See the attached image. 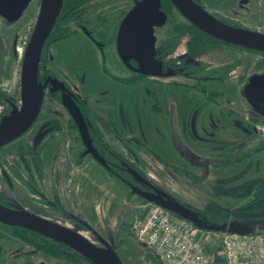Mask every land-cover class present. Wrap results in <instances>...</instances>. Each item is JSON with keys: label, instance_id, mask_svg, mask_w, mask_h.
<instances>
[{"label": "rangeland", "instance_id": "374dc122", "mask_svg": "<svg viewBox=\"0 0 264 264\" xmlns=\"http://www.w3.org/2000/svg\"><path fill=\"white\" fill-rule=\"evenodd\" d=\"M202 4L219 19L264 33V0H202ZM40 5L41 0H33L22 17L14 23H8L0 16V83L4 89L15 95L19 90L26 42L37 21ZM89 5V26L99 27L96 37L106 43L104 54L100 47L82 32L75 37L57 41L51 45L49 62L55 74L59 77L67 74L68 83L78 95L90 97L91 105L98 112L110 120H117L118 126L131 139L139 138L142 141L144 146L139 150L145 157L147 178L154 186L192 206L198 212L204 210L211 201L227 208L248 202L249 198L218 197L212 187L219 179L238 176L243 170L246 171L243 172L241 181L264 176L263 142H260L261 149L257 146L260 139L264 141L262 124L249 119V116L264 119V105L246 97L236 78L225 81L199 80L196 84L202 85L208 92L193 86L191 80L179 75L160 76L164 82L152 76L135 84H124L115 80V76L128 75L129 69L119 57L112 35L115 34L126 11L133 6V1L90 0ZM174 13L173 22L157 30L160 38L166 36L178 19H182L176 11ZM101 16L110 18L107 27L103 26L99 18ZM202 42L206 46L200 54V59L209 64L221 65L234 58H240L241 66L236 69V73L243 76V81L250 74L264 73V58L261 55L223 44L216 45L215 41L208 37H204ZM210 44L215 46H209ZM185 49V42L181 41L176 54L183 53ZM104 64L108 72L105 71ZM204 75L208 74L203 72L200 78ZM175 81L187 82L189 85L175 84ZM50 101L46 102L45 107L62 110L66 120L69 115L63 106L56 101ZM0 109L2 110L1 107ZM45 134V128H42L35 134V140L40 142ZM25 137L26 135H23L0 150V165L3 166L5 157L7 159L17 156V145L23 142ZM69 138L67 134L62 138L64 142L67 140L66 143L63 142L62 148L66 160H61L66 161L64 183L61 185V162L52 168L46 163L40 190L48 200H52L53 188H56L62 197L64 209L75 215H82L96 232L111 241L124 264H143L142 256L146 249L143 244L137 242L132 231L123 229V241L117 243L121 225L131 222L139 213L138 201L141 197L130 188L129 190L121 180L111 176L106 169L96 165L90 157L76 165L73 158L68 156L73 154L78 143ZM146 144L149 147H146ZM113 145L120 152L128 153L120 142L114 140ZM256 147L258 151H254ZM218 159L227 162L215 164ZM83 174L88 180L86 190L83 196H80L79 190L74 189L73 184L78 178L80 181ZM1 179L3 189L14 202L25 207L34 206V198L30 197L26 185L11 177L13 187H10L4 178ZM35 198L37 199L36 196ZM14 202L12 205L18 206ZM40 214L53 218L47 213ZM255 222L257 226H262L264 218ZM195 230L193 236L204 243L213 233L196 227ZM83 234L96 244L103 242L90 228H85ZM213 236L215 241L205 243L206 247L213 244L216 248L221 245L222 234ZM0 244L5 248L2 264H13L28 257L35 264H87L82 260L77 263L68 262L40 252L12 236L11 228L3 223H0Z\"/></svg>", "mask_w": 264, "mask_h": 264}, {"label": "flooded vegetation", "instance_id": "af4514ba", "mask_svg": "<svg viewBox=\"0 0 264 264\" xmlns=\"http://www.w3.org/2000/svg\"><path fill=\"white\" fill-rule=\"evenodd\" d=\"M89 1L86 5V7H88V10L82 16L81 20L80 21L77 20V21L72 23V27L74 29H76L77 32L75 35H73L71 37H75V36L79 35L81 32L86 34L91 40H93L100 47L102 53L104 54L103 50L106 46V43L104 41H100L96 37V32L98 31L99 27L95 28V27L89 26V22H91V20L87 17L88 11L91 8V5H89ZM131 1H133V5H134L136 0H131ZM201 3H202V0H201ZM200 5L203 8H205L203 6V4H200ZM129 10H127L126 13L124 14V16L121 18V20L119 22V26L122 22V19L125 17V15L127 14V12ZM162 10L165 11V13L167 14L168 17H167L164 25H162L160 27H155L154 34L156 36V51H157L156 57H157V59L163 61V74L152 76V77L164 82V80L159 78L160 76L161 77L162 76L169 77L171 75H179V76L184 77V79L191 80V82L194 83L193 86L196 85L197 87L203 89L206 92H208V91L206 90L205 87H202V85L196 84L199 80H205L206 81L209 79H211V80L217 79V80L225 81L228 79L236 78L238 80V82L240 83L241 88H242L243 93H244L245 85L248 83L251 76L256 74V73L248 75V78L243 81V80H241L243 78V76L240 75L239 73H236V69L240 68V66H241L240 58H234L233 60H231L227 63L221 64V65H212V64H209L208 62L200 59L201 58L200 56L196 57V56L192 55L190 53L191 49L189 48L191 45V42H192V38H193L191 28L185 27L184 28L185 30H181L180 28L183 25L190 26V24H193V23L190 20H188L187 18H185L183 16V14L178 9H177V13H178L177 15H179V17L182 19H178L174 24L177 26L179 25V28L178 29L173 28V25H172V28L169 30V32H167L166 36L163 38H160L157 30L165 27L167 24H169V22L170 23L173 22L174 17H175V13L169 14L165 9H163V3H162ZM61 12H62V9H61ZM61 12H60V14H61ZM60 14H59V16H60ZM59 16H58V18H59ZM58 18H57V20H58ZM99 18L101 19L104 27H107L108 23H110V18L108 16H103V17L101 16ZM57 20H56V22H57ZM221 20L224 22H227L231 25L241 27L235 23H231V22L226 21L224 19H221ZM54 26H55V24H54ZM119 26H118L117 30L115 31V34H113V35L111 34L112 37L115 39V49H116L117 53H118L117 33H118ZM34 27H35V25L33 26L31 34L29 35V38L27 39L26 47H27L29 40H30V37L34 31ZM102 31H104V30H102ZM101 33H103V32H101ZM178 35H180V37ZM207 35L211 36L214 39L222 40V39H219V38H217L211 34L207 33ZM68 38H70V37H68ZM58 41H60V40H58ZM181 41L185 42L186 49L183 53L176 54V51H177L179 45L181 44ZM222 41H223L222 42L223 45H226V46H229V47H232L235 49H243V50L249 51L250 53L255 54V55L259 54L264 58V55L258 53V51H260V50L250 48V47H246L243 45H237V44L227 42L224 40H222ZM216 45H218V44H216ZM26 47H25V49H26ZM50 48H51V46L47 50H45V45H44L43 52L41 55L40 64H39L38 81L42 85L46 84V86L44 88V97H43V103H42L41 110H40L36 120L34 121V123L23 134V135H26L24 141L21 142L19 145H17V151H16L17 156L10 157L12 159H10V158L6 159V157H5L2 161V162H4L3 166L0 165V173H1L0 174V193L5 195L4 197L0 196V203L5 205V206H9V207L14 206V205H12V203L14 201L7 194V192L3 189L4 186H3L2 179H1V177L4 178V180L7 181V183H9L10 187H13V185H12L13 181L11 179V177H13L16 180L22 182L24 185H26L27 189L30 192V197L34 198V200L32 201L33 202L32 204L35 207L34 206L25 207L23 205H19L16 202H14L15 204L18 205L19 209L27 210V211L34 213L40 217H43V218L49 219L53 222L65 225V226L72 228L73 230H76V231L83 234V231H85V228H91V226L89 225V222H87L88 220L86 221L82 215H79V214L75 215L74 213L69 212L68 210L64 209V206L62 203L63 200L61 199L62 197L60 196V194L56 188H53L54 195H53L52 200L49 199L50 201L48 200V197L45 195V193L42 192L39 188L40 181L44 180V177H45V164L48 163L52 168V166L56 165L63 157H65L63 155L64 152H63L62 148L64 147L63 145H64V143L67 142V140H66V142H64V140L62 139L64 137V135H66V134L69 135L70 140L74 139L73 141L78 143L77 144L78 147L75 148V151H73V154L71 156H68L69 158H73V161H75L76 164L80 163V162H84L86 159H89L88 157H90L96 165H99L103 169H106L107 172L111 176L116 177L119 180H121L123 184L128 186V188L131 189L130 184L138 185L141 188H143L144 190H149V191H152V188L148 187L146 181L149 182V179L147 177H145V175H144V174H147L146 170H145L146 166L144 164V158L145 157L143 155H141V152L139 150L141 148V146H144L142 141H140L139 138H132V140H129L126 143H123L122 141L119 140V138L114 137L110 133H116L118 130H122L118 126V123H117L118 121L117 120H110V119L106 118L101 112H99V113L104 118H106L108 121H110L112 123L111 124L112 129L103 127L105 129V131H104V129L102 128V126H100V124H98V123H97V125L94 124L92 119H90V118H88V121H87V119L84 116V113H82V114H83V117H84L86 123L89 122V124L91 126H94V127L98 126V128H100V130L103 133V135H101V139H100V140H102L101 145L103 146L102 148H100L101 151L99 152L98 148L93 143L92 144L97 149L99 155L104 158L106 165H103L100 161H98V159H96L94 155L85 154V151L87 150V146L85 145V143L82 139V135L80 133L78 124L75 121L72 114L70 113V111L68 110V108H66L63 104L62 99H63L64 91L61 88L56 90V91H53V88L55 85L52 83V81H57L58 83H63L64 87L68 91V94H72V97H74L75 101L76 100L78 102L80 101L81 106L87 104L88 108L90 107L94 110H96V109L91 105V102H90L91 98L90 97H88L89 99H86L87 97L78 95L72 89V87L68 83L67 74H64L61 77H59L55 74L54 69H52L51 66L49 65ZM169 51H171V52H169ZM167 52H169V53H167ZM119 57H120V55H119ZM121 60H122V58H121ZM262 60L264 61V59H262ZM122 62L129 69V74L126 76H122V77L115 76V77H113L115 80H117L121 83H124V84H135V83H138L139 81H141L142 79L148 77L146 74L134 71L123 60H122ZM256 62H254L255 65H256ZM130 63L134 67L138 66L137 61L134 59H131ZM233 65H234V68H233ZM230 67H231V69H230ZM104 68H105V71L108 72L105 64H104ZM226 69H230V71L227 72ZM203 72L207 73L208 75H204L203 78H200V76ZM134 76L136 78L135 82L128 83V82L122 81V80H125V79L130 78V77L134 78ZM169 83H171V82H169ZM173 83L189 85L187 82H183V81H181V83H179L178 81H175ZM18 87H19L18 94L17 95H15V93H13V94L11 93V94L16 98V101H15L16 104L15 105L21 106V79H20V83H19ZM48 100H51L50 101L51 103L53 101L60 103V105L63 106V108L66 110L69 117L65 120V115H64V112L62 110L51 109L50 106L45 107V104ZM77 101H76V103H77ZM0 104H2V110L0 111V122H1L2 118L4 116L8 115L12 111L13 107L9 110V113H6V111H7L6 104H3L2 102H0ZM77 105H78V103H77ZM83 108H84L83 110L86 111L85 110L86 106H84ZM96 111H98V110H96ZM43 116H45V118L42 119ZM249 117H250L249 118L250 120L253 119L255 122H259L262 124L261 130L264 133V119L262 117H259V118H252L251 116H249ZM42 128L43 129L45 128L46 134L44 135L42 140H40V142H39V141L35 140V137H36L35 134H37V132H39ZM108 134H110V135H108ZM21 137H19L17 139H20ZM127 137L130 138L129 136H127ZM16 140H14L13 142H11L9 144L14 143ZM97 140L99 141V139H97ZM114 140L120 142V144L122 145L123 148L126 147V149L128 150V153L125 154V153L120 152L113 145ZM137 141H140V142H137ZM261 141L263 142V145L260 143ZM73 144H72V147H73ZM261 145L264 146V141L260 139L259 143L257 144L258 148ZM6 146H3V147H6ZM3 147L0 148L1 151H2ZM146 147H149V146H147V144H146ZM258 148L256 147L254 149V151H258ZM131 149L134 151H132ZM148 151H150V150H148ZM251 152H249V153H251ZM127 160L132 162L133 167L130 166V164ZM225 162H227V160H225V161L220 160L219 161V159H218L215 164H219V163L223 164ZM51 170L53 172V169H51ZM136 170H138L140 173L142 172L144 176L139 174ZM154 187L157 189H160L156 185ZM35 196L37 197V199L35 198ZM170 197L172 199H174L176 202H180L181 204H184L185 206L194 209L192 206L175 199L173 196L170 195ZM38 212L47 213V215H50L53 218L52 219L48 218L46 215L43 216L42 214H40ZM203 221H205V220L203 219ZM0 223H2V222H0ZM3 224H5V223H3ZM5 225H7V224H5ZM8 226L12 230V236L16 237L17 239L22 240L23 242L28 243L29 245H31L32 247H34L36 250H38L40 252H43L45 254H49L46 251L42 250L40 248V246H36V244L31 243V241L34 240L33 238H31V236L35 237L34 234L45 236L44 234H42L38 231H35V230H31V229H28L25 227H21V226H10V225H8ZM132 227H133V225H132ZM132 227H131V230H132ZM122 228H120V229H122ZM24 230L29 232L31 235L29 234V237H27ZM101 236H102V238L99 236L100 241L103 240V242H104L105 240H107L105 238V236H103V235H101ZM38 240H40L39 244L34 240L38 245H42L43 242H46V239L43 237H41ZM107 241L111 244V241H109V240H107ZM98 245L104 246L103 243H100ZM4 249H5L4 246L2 244H0V264H2ZM49 255H51L55 258L64 260V258H60V257L54 256L52 254H49ZM82 262L87 263V264H94L90 260L89 261L88 260L87 261L82 260ZM13 264H35V262H33L32 259L28 257L24 261L20 260V261L14 262Z\"/></svg>", "mask_w": 264, "mask_h": 264}, {"label": "water", "instance_id": "95a60500", "mask_svg": "<svg viewBox=\"0 0 264 264\" xmlns=\"http://www.w3.org/2000/svg\"><path fill=\"white\" fill-rule=\"evenodd\" d=\"M33 0H0V16L8 23L18 21ZM185 18L202 30L219 39L264 52V33L231 25L217 18L195 0H171ZM64 0H41L39 15L25 49L21 71V106L14 105L12 111L0 122V148L21 137L36 120L43 103L44 88L38 81L39 64L46 40L61 12ZM167 14L162 10V0H136L127 12L117 33V49L122 60L134 71L156 76L163 74V61L157 59L155 27L164 25ZM138 66L131 65L130 60ZM53 91L62 89L63 104L78 124L82 139L87 146L85 154H92L103 165L106 162L92 144L88 125L72 94L63 83L52 81ZM246 97L264 105V73L254 74L244 87ZM145 181V180H144ZM152 191L130 184L133 193L149 203H155L189 220L198 229L219 233L254 234L264 232L255 220L249 222L229 221L221 224L203 221L200 213L176 202L166 192L146 181ZM0 222L10 226H21L38 231L47 237L64 243L81 253L94 264H124L116 249L107 240L99 246L84 234L65 225L40 217L18 206L0 203ZM98 238L102 236L90 228ZM139 243V242H138ZM141 244V243H140ZM144 245V244H143ZM146 247V245H144ZM147 248V247H146ZM148 249V248H147Z\"/></svg>", "mask_w": 264, "mask_h": 264}, {"label": "trees", "instance_id": "16d2710c", "mask_svg": "<svg viewBox=\"0 0 264 264\" xmlns=\"http://www.w3.org/2000/svg\"><path fill=\"white\" fill-rule=\"evenodd\" d=\"M88 1L89 0H64L62 12L57 22L55 23V26L51 34L49 35L45 43V50H47L54 42L61 40V39L71 37L76 34L77 31L76 29L72 27V23L77 20L80 21L82 16L87 12L88 7H86V5ZM195 1L197 3L202 4L201 0H195ZM162 3H163V9H165L169 14H174L175 11L177 12V9L174 3L171 0H162ZM4 21L6 20L4 19ZM185 27L191 28L193 38H192V42L189 48L191 49L190 53L196 57L200 56V54L203 52L206 46V44L202 42L204 37L213 39L215 41L214 43L216 44H222L223 42L222 40H217L207 35V33L204 30H202L200 27H198L195 24H190V26L183 25L180 29L185 30L184 29ZM173 28L178 29L179 25L178 26L173 25ZM178 36L180 37V35ZM211 45L215 46V44H210L209 46ZM258 53L264 55V53L261 51H258ZM233 68H234V65H233ZM230 69H226V71L228 72L230 71ZM122 81L132 83L136 81V78L134 76V78L130 77ZM86 99H89V98L87 97ZM15 101H16V98L10 93V91L8 89H4L2 85L0 84V102H2L3 104H6L7 106L6 113H9V110L16 104ZM77 103L82 113H84V116L87 119V121H88V118H90L92 119L94 124L97 125L98 123L100 124V126H102V128L105 127V128L112 129L111 128L112 123L108 121L106 118H104L98 111L90 107L88 108L87 104L81 106L80 101L79 102L77 101ZM84 106H86V109H85L86 111L83 110ZM87 124H88L91 141L98 148L100 152L101 151L100 148L103 147L101 145L102 140H100L101 135H103V133L100 130V128H98V126L96 127L91 126L89 122ZM110 134H112L114 137L119 138V140L122 141L123 143H126L129 140H132L131 138H128L122 130H118L116 133H110ZM97 139H99V141ZM137 142H140V141H137ZM127 161L129 162L130 166H132V162L129 160ZM136 171L139 174L143 175L142 172L140 173L138 170ZM244 171L246 170L239 172L238 176L234 175L232 177L219 179L216 185L212 187V189H213V192L216 195H218V197L225 196V197H230V198H235V199L249 198V201L246 202L244 205L237 206L234 208H227L223 206L222 204L217 203L216 201H211L207 203L204 210L199 212L200 216H202L205 221L216 223V224H221V223L229 222L231 220L236 221V222H249V221L264 218V176H259V177L241 181L240 179L241 177H243ZM144 175L145 177H147V174H144ZM0 196L4 197L5 195L0 193ZM134 222L135 221L132 220L129 223H123L121 225V228L123 227L124 229H127L130 232L132 231L131 227ZM195 227L199 228L197 226ZM123 228L120 229L119 233L117 234L118 244H120L123 241L121 240ZM24 232L26 236L29 237L30 233L27 232L26 230H24ZM34 236L35 237L31 236V238H33L38 244L40 241L38 239H40L41 237L46 239V242H43L42 245H38L34 240H32L31 243L36 244V246H40L42 250L46 251L49 254H52L60 258H64L68 262H72V263H77L81 260H86V261L88 260L81 253H79L78 251H76L75 249L69 247L68 245L64 243L51 239L47 236L45 237L43 235L34 234ZM213 254H214V259H215L216 264H226V259L222 254V245H219L218 247H216L215 250L213 251ZM146 257H147L146 258L147 264H161L157 256L149 249H148Z\"/></svg>", "mask_w": 264, "mask_h": 264}, {"label": "built area", "instance_id": "2783aa9c", "mask_svg": "<svg viewBox=\"0 0 264 264\" xmlns=\"http://www.w3.org/2000/svg\"><path fill=\"white\" fill-rule=\"evenodd\" d=\"M194 231L192 222L155 203L148 204L132 227L137 242L146 245L161 264H216L214 254L193 236ZM221 234L226 264H264V232Z\"/></svg>", "mask_w": 264, "mask_h": 264}, {"label": "crops", "instance_id": "0c3cea01", "mask_svg": "<svg viewBox=\"0 0 264 264\" xmlns=\"http://www.w3.org/2000/svg\"><path fill=\"white\" fill-rule=\"evenodd\" d=\"M148 146V145H147ZM61 160H66L65 159V157L64 158H62ZM61 160H60V162H61ZM78 164H80V163H78ZM60 165H61V185L64 183V181H65V177H64V173H65V170H64V167H65V165H66V161L65 162H61L60 163ZM77 165V164H76ZM77 169V168H76ZM77 177V176H76ZM86 176L83 174V176H82V179L79 181V178L77 179V181L73 184V188L74 189H78L79 190V192H80V196L82 195L83 196V194H84V191L86 190V188H85V185H86V183H87V180H88V177H86ZM75 180H76V178H75ZM65 188H66V186H65ZM129 189V188H128ZM130 190V189H129ZM83 192V193H82ZM140 197V196H139ZM71 203L74 205V203H73V201H71ZM77 204L79 203V202H76ZM138 203H139V205H138V208H140V211H139V213L136 215V218L135 219H133L134 221H136L140 216L142 217L144 214H145V212H146V210H147V207H148V204H149V202H147L146 200H144L142 197H141V199H139V201H138ZM93 215H94V212H93ZM205 231V230H204ZM206 232H213L212 233V235H211V237H209V239H207V241L205 242L206 244L208 243H212L213 241H215L214 239H213V237H215V236H213V235H216L217 233L218 234H220L219 232H215V231H206ZM145 249H146V252L144 253V255L142 256V258H143V264H147V260H146V256H147V252H148V249L145 247ZM215 250V248H214V246H213V244L209 247V245H207V251L209 252V253H211V254H213V251Z\"/></svg>", "mask_w": 264, "mask_h": 264}, {"label": "bare ground", "instance_id": "6f19581e", "mask_svg": "<svg viewBox=\"0 0 264 264\" xmlns=\"http://www.w3.org/2000/svg\"><path fill=\"white\" fill-rule=\"evenodd\" d=\"M198 229V228H197Z\"/></svg>", "mask_w": 264, "mask_h": 264}]
</instances>
